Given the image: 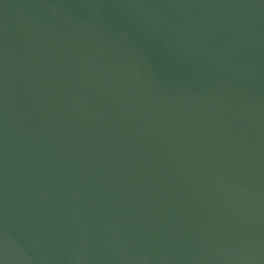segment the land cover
<instances>
[{
	"label": "water",
	"instance_id": "water-1",
	"mask_svg": "<svg viewBox=\"0 0 264 264\" xmlns=\"http://www.w3.org/2000/svg\"><path fill=\"white\" fill-rule=\"evenodd\" d=\"M0 264H264V0H0Z\"/></svg>",
	"mask_w": 264,
	"mask_h": 264
}]
</instances>
